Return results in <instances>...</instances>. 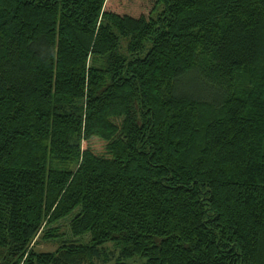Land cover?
Instances as JSON below:
<instances>
[{"label":"trees","instance_id":"1","mask_svg":"<svg viewBox=\"0 0 264 264\" xmlns=\"http://www.w3.org/2000/svg\"><path fill=\"white\" fill-rule=\"evenodd\" d=\"M0 264H264V0H0Z\"/></svg>","mask_w":264,"mask_h":264},{"label":"rangeland","instance_id":"2","mask_svg":"<svg viewBox=\"0 0 264 264\" xmlns=\"http://www.w3.org/2000/svg\"><path fill=\"white\" fill-rule=\"evenodd\" d=\"M65 224V226L67 225V222L66 223H63ZM65 230L67 228H64ZM57 247V244L56 243H53V242H44L43 240H40L39 239V242L37 243L36 245V248L37 250L39 251H52V250H55Z\"/></svg>","mask_w":264,"mask_h":264}]
</instances>
